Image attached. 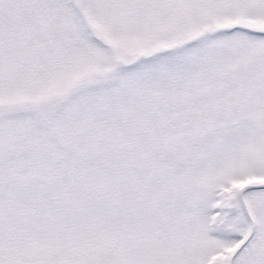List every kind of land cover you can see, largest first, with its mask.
Listing matches in <instances>:
<instances>
[{
    "label": "snow or ice",
    "instance_id": "obj_1",
    "mask_svg": "<svg viewBox=\"0 0 264 264\" xmlns=\"http://www.w3.org/2000/svg\"><path fill=\"white\" fill-rule=\"evenodd\" d=\"M0 264H264V0H0Z\"/></svg>",
    "mask_w": 264,
    "mask_h": 264
}]
</instances>
